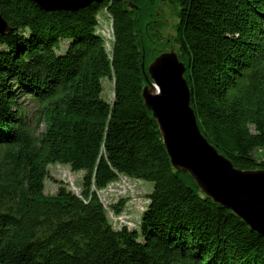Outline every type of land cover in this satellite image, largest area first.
Instances as JSON below:
<instances>
[{"label": "trees", "instance_id": "16d2710c", "mask_svg": "<svg viewBox=\"0 0 264 264\" xmlns=\"http://www.w3.org/2000/svg\"><path fill=\"white\" fill-rule=\"evenodd\" d=\"M170 2L200 133L235 168L264 170L254 157L264 148V0ZM153 4L103 0L44 12L0 0L9 29L0 35V264H264V237L172 168L144 105ZM101 11L109 43L97 33ZM21 97L36 106L34 127ZM52 164L84 172L80 196L63 183L45 194ZM121 176L153 185L138 230H115L97 195Z\"/></svg>", "mask_w": 264, "mask_h": 264}, {"label": "water", "instance_id": "95a60500", "mask_svg": "<svg viewBox=\"0 0 264 264\" xmlns=\"http://www.w3.org/2000/svg\"><path fill=\"white\" fill-rule=\"evenodd\" d=\"M44 12H77L103 0H27ZM0 15V35L8 32ZM151 82L142 90L158 125L173 169L187 173L201 193L264 237V170L243 171L219 154L197 126L190 107L185 67L176 53L157 56L147 67ZM146 77V79H148Z\"/></svg>", "mask_w": 264, "mask_h": 264}, {"label": "rangeland", "instance_id": "374dc122", "mask_svg": "<svg viewBox=\"0 0 264 264\" xmlns=\"http://www.w3.org/2000/svg\"><path fill=\"white\" fill-rule=\"evenodd\" d=\"M154 4L151 6L152 14L154 13V23L147 28L145 36L147 58L155 59L163 53H176L173 39L175 37V26L178 23L176 17L177 6L173 5L170 0H153ZM98 28L97 33L103 38L104 32H110V37L113 38L111 32V22L106 14L101 11L98 14ZM147 22L145 20L143 25ZM157 28L154 30V28ZM107 38V37H106ZM105 38V40H106ZM112 40V39H111ZM106 40V43L111 42ZM68 46L67 42L61 44V54H64ZM102 97L105 101L111 103L113 100V83L109 79L103 80ZM22 103V110L25 113L26 120L31 127L35 126L36 106L29 98H20ZM43 125H40L38 132H42ZM254 157L258 161L264 162V148L254 151ZM49 179L45 180V194L48 196L56 195L59 183L66 184L67 189L73 193L79 194L82 188V179L84 172H71L69 166L62 164H52L48 166ZM153 185L150 182L130 179L125 176L107 186L106 189L97 193L101 203L104 205L108 220L115 230L121 229L117 224H123L130 230H138L140 219L143 212L147 208L149 201L148 196L152 193ZM121 205V212L115 214L111 207Z\"/></svg>", "mask_w": 264, "mask_h": 264}, {"label": "bare ground", "instance_id": "6f19581e", "mask_svg": "<svg viewBox=\"0 0 264 264\" xmlns=\"http://www.w3.org/2000/svg\"><path fill=\"white\" fill-rule=\"evenodd\" d=\"M107 17L109 18V16H107ZM109 34H110V32H108V31H107V32H104V36L107 37V38L105 37L106 40H107V39H108V41H110L111 39L113 40V38H111ZM112 40H111V41H112ZM97 193H98V192H97ZM103 206H104V205H103ZM104 208H105V207H104ZM122 225H123V224H121V223L117 224V226L120 227V228H123Z\"/></svg>", "mask_w": 264, "mask_h": 264}]
</instances>
